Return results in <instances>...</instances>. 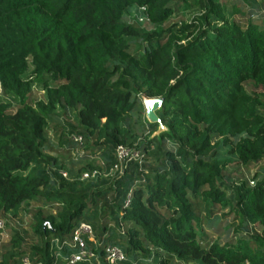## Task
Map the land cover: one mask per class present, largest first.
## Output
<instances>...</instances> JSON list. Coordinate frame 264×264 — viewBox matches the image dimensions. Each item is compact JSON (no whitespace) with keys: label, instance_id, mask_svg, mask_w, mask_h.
<instances>
[{"label":"trees","instance_id":"trees-1","mask_svg":"<svg viewBox=\"0 0 264 264\" xmlns=\"http://www.w3.org/2000/svg\"><path fill=\"white\" fill-rule=\"evenodd\" d=\"M223 1L0 0V90L19 99L33 84L44 90L14 110L0 99V213L14 215L29 200L49 211L33 213L37 246H21L15 232L0 264L26 255L60 264L51 241L80 222L101 242L98 254L106 244L122 250L119 264H264V173L250 186L222 178L227 165L264 161V27L250 15L229 17L243 16L237 4L248 0ZM141 6L148 31L126 21ZM192 6L191 19L160 27ZM140 96L162 99L156 115L166 131L148 138L156 125L137 123ZM57 106L75 110L79 126L68 134L94 154L79 173L96 158L107 170L117 145L135 144L140 164L110 178L62 177L63 164L45 149ZM136 124L148 130L142 141ZM218 207L246 235L211 239L201 220Z\"/></svg>","mask_w":264,"mask_h":264},{"label":"rangeland","instance_id":"rangeland-1","mask_svg":"<svg viewBox=\"0 0 264 264\" xmlns=\"http://www.w3.org/2000/svg\"><path fill=\"white\" fill-rule=\"evenodd\" d=\"M230 1L231 0H224V6L227 7ZM248 1L249 3L239 2L237 4L239 10L242 11L243 16L239 15L238 13L231 14L228 12L229 17L235 20H243L245 17L250 15V17L254 18L258 24H262L264 27V0ZM134 12L135 10L133 9L131 11V15L127 16L126 21L128 24H131L143 31H148L154 28V25L148 24L144 20H134ZM250 12L252 14H249ZM197 13L198 9L192 6L189 9L181 11V13L164 22L163 24H160V27L167 26L169 23L175 22L177 20H189L193 16L197 15ZM129 40L131 43L138 41L131 39ZM135 48L136 46L133 45V49ZM43 98L44 90L37 84H33L31 86L30 94L24 99L15 98L0 90V99L9 102L13 110L25 102L31 103L34 100ZM136 112L138 114L136 117L137 123L142 124L144 112ZM259 113L264 115V106L259 108ZM53 115L55 117L54 120L49 122L46 127V152L61 162L65 168L63 170H66V172L68 170L71 177L74 175L78 176L79 172L77 171V168L86 162L91 161L94 158V154L89 151V149H87V146L85 147L84 143L78 147L77 153H73L74 151L72 152V150H69L67 147V138L69 139L70 137L68 131L70 129L75 130L79 126L76 119L75 110H70L63 106H57L53 111ZM137 126V124L133 126V129H136L134 134L137 139H141L140 141H142V138L147 134L148 130L146 126H143L142 130ZM151 133H149L148 136H150ZM167 147L168 145H166V148ZM225 149L226 147H221V150ZM220 157L222 159L235 160L233 156H228L226 154H223ZM147 162L153 163L154 160L148 158ZM257 172L261 174L264 173V161L245 167L242 165H227L222 171V178L227 183L231 180L235 182L242 180L245 181L248 186H250L251 184L249 183V180H252V175ZM199 207H201V204H199ZM45 208L46 207L43 201L29 200L27 203L22 204L14 215L11 211L0 213V218L3 221V228L0 230V254L3 252L2 245L7 244L11 235L15 232L19 233L20 237L22 238L21 246H37L35 238L31 235L34 224L33 213L38 210H45L46 214L49 211H46ZM51 212L53 213L54 211ZM203 212L204 211L201 210L200 215ZM236 226V217L233 213H228L227 208L218 207L217 212L213 214L211 219L201 220L202 230L205 231L211 239H215L220 243H225L240 236L246 235L244 232L236 231ZM22 230L25 231V233H23Z\"/></svg>","mask_w":264,"mask_h":264},{"label":"built area","instance_id":"built-area-1","mask_svg":"<svg viewBox=\"0 0 264 264\" xmlns=\"http://www.w3.org/2000/svg\"><path fill=\"white\" fill-rule=\"evenodd\" d=\"M144 7H138L134 12L133 18L137 21H145ZM70 140L73 142V153H77L78 147L83 144L81 136L76 134L70 135ZM97 154V153H96ZM115 161L106 170L104 169L103 161L96 158L93 168L83 170L79 173V179H93L95 177L110 178L120 175L124 167L130 161L141 162L139 149L135 144L132 145H117L114 149ZM62 177H67L66 171H59ZM252 184L253 181L249 180ZM128 200L125 201V205ZM3 228V221L0 218V230ZM120 233H123L120 228ZM101 242L95 237L93 229L90 224L80 222L66 238H54L51 241V246L56 249L55 259L60 260V264H119L124 259V254L120 248L113 245H103L101 247V254H98L97 249L100 247ZM66 248L68 253L61 254V250ZM60 258V259H59ZM18 264H33L28 256L20 258ZM39 264V263H38Z\"/></svg>","mask_w":264,"mask_h":264},{"label":"water","instance_id":"water-1","mask_svg":"<svg viewBox=\"0 0 264 264\" xmlns=\"http://www.w3.org/2000/svg\"><path fill=\"white\" fill-rule=\"evenodd\" d=\"M140 100L146 122L156 125V129L150 134V136H148V138L157 136L160 133L166 131L165 126L161 123L160 119L156 115V111L161 106L162 99L160 97L147 98L145 96H140Z\"/></svg>","mask_w":264,"mask_h":264}]
</instances>
